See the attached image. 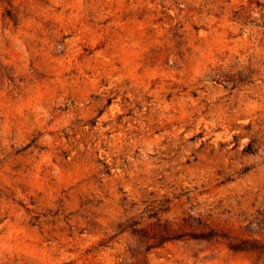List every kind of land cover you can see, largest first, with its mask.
I'll return each instance as SVG.
<instances>
[{
	"label": "rangeland",
	"instance_id": "1",
	"mask_svg": "<svg viewBox=\"0 0 264 264\" xmlns=\"http://www.w3.org/2000/svg\"><path fill=\"white\" fill-rule=\"evenodd\" d=\"M0 264H264V0H0Z\"/></svg>",
	"mask_w": 264,
	"mask_h": 264
}]
</instances>
